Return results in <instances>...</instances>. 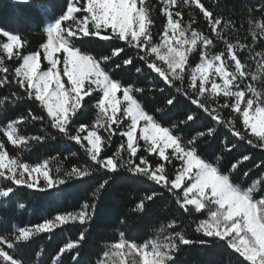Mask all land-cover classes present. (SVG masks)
Returning a JSON list of instances; mask_svg holds the SVG:
<instances>
[{
	"label": "snow or ice",
	"instance_id": "6c2138e0",
	"mask_svg": "<svg viewBox=\"0 0 264 264\" xmlns=\"http://www.w3.org/2000/svg\"><path fill=\"white\" fill-rule=\"evenodd\" d=\"M246 7L244 35L220 0H158L159 29L148 0L42 4L35 49L0 25V206L26 209L22 189L56 200L94 183L78 210L0 217V264H82L99 201L122 178L142 186L127 215H160L139 241L120 218L89 264H175L183 247L212 245L229 264H264V0ZM93 38L106 51L85 48ZM46 144L55 154L29 159ZM69 224L78 235L45 262L37 238Z\"/></svg>",
	"mask_w": 264,
	"mask_h": 264
},
{
	"label": "trees",
	"instance_id": "16d2710c",
	"mask_svg": "<svg viewBox=\"0 0 264 264\" xmlns=\"http://www.w3.org/2000/svg\"><path fill=\"white\" fill-rule=\"evenodd\" d=\"M65 0H31L29 4L17 3L16 0H0V25L8 27L10 30L20 31L31 42L32 49H35L42 40L41 15L39 6L46 4L49 9L59 11L64 5ZM153 6V16L156 18V28L159 29L163 24V17L157 12L158 0H148ZM254 0H220L221 11L225 18L234 19L240 28V34H245L248 28L246 23L247 3ZM195 15V13H192ZM187 19V15L185 16ZM200 29L207 31L204 22L201 20ZM85 48L96 53L104 52L106 49L100 47L95 38L90 43L84 45ZM222 47V45H221ZM118 78L127 80V74L122 73ZM8 90H0V95H6ZM28 105H21L16 110H10L8 116H14L19 111H23ZM183 107V106H182ZM3 114L0 113V116ZM94 117L91 107H88L81 117V122L89 123ZM35 129H29V132ZM211 150V149H209ZM257 160L260 158L259 150ZM49 153L55 154L51 144L35 146L29 155L30 160L42 158ZM227 163V160L225 161ZM71 161L66 164L70 166ZM255 171V170H254ZM237 179H241L237 177ZM94 183L79 184L67 187L59 199H49L46 194L31 199L26 190L18 193L17 200L27 204L26 209H19L16 202L11 205L0 206V217L11 222L19 224H36L45 218L54 216L57 212L78 210L79 205L90 198ZM142 195V186L133 184L128 179H119L103 193L97 208L95 219L90 226V238L85 245L82 253V264H89L96 258L99 246L103 242L113 241L117 238V230L120 229L119 219L127 215L128 209L132 206L134 199ZM159 212L153 209L148 215L143 217H134L127 215L128 226L126 232L133 239L140 240L146 236L154 224L157 222ZM78 235V227L74 225H65L58 228L51 234H43L38 237L33 248L43 245L47 255L44 257L47 262L48 257L56 252L67 240L74 239ZM193 238H198L194 234ZM228 251L222 246H185L175 255V264H229Z\"/></svg>",
	"mask_w": 264,
	"mask_h": 264
}]
</instances>
